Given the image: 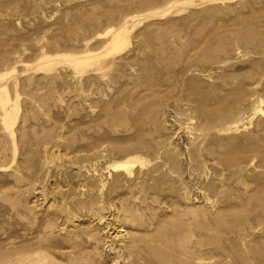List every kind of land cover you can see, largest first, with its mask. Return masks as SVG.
Instances as JSON below:
<instances>
[{
  "label": "rangeland",
  "instance_id": "rangeland-1",
  "mask_svg": "<svg viewBox=\"0 0 264 264\" xmlns=\"http://www.w3.org/2000/svg\"><path fill=\"white\" fill-rule=\"evenodd\" d=\"M0 264H264V0H0Z\"/></svg>",
  "mask_w": 264,
  "mask_h": 264
},
{
  "label": "bare ground",
  "instance_id": "bare-ground-1",
  "mask_svg": "<svg viewBox=\"0 0 264 264\" xmlns=\"http://www.w3.org/2000/svg\"><path fill=\"white\" fill-rule=\"evenodd\" d=\"M133 161H134V160H133ZM128 162L130 163L131 161H126V162L121 163V164H119V165H120V166H123L124 168H126V167H125V163H128ZM129 166H130V165H129ZM126 172H128V174H130V171H128V170H127Z\"/></svg>",
  "mask_w": 264,
  "mask_h": 264
}]
</instances>
